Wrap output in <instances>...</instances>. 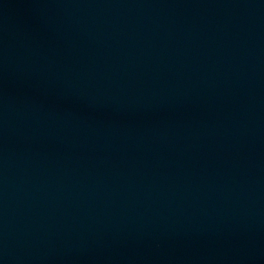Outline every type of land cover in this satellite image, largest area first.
<instances>
[{
    "label": "water",
    "instance_id": "water-1",
    "mask_svg": "<svg viewBox=\"0 0 264 264\" xmlns=\"http://www.w3.org/2000/svg\"><path fill=\"white\" fill-rule=\"evenodd\" d=\"M0 264H264V0H0Z\"/></svg>",
    "mask_w": 264,
    "mask_h": 264
}]
</instances>
